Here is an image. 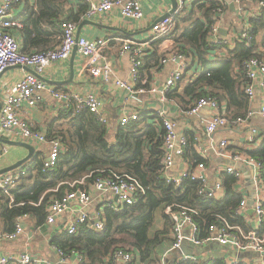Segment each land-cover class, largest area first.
<instances>
[{"label":"trees","instance_id":"trees-1","mask_svg":"<svg viewBox=\"0 0 264 264\" xmlns=\"http://www.w3.org/2000/svg\"><path fill=\"white\" fill-rule=\"evenodd\" d=\"M71 1L16 2L15 6L21 5L17 19L22 25L11 32L20 41L21 52H40L58 45L62 38L61 22L78 23L87 10V5L81 3L76 11L68 9L67 5ZM223 8L220 0L193 1L168 35L152 42L153 50L146 52L139 67L137 86H148L151 69L159 65L157 45L161 40L170 38L174 41L175 49L190 58L188 67L195 66L196 69L185 93L194 101L206 96L218 101H221L220 98L226 99L227 105L232 106V110H229L231 116L244 115L249 109V101L243 90V86L249 82L244 63L252 57L264 60V7L256 9L255 14L249 18V47L239 40L232 47L223 39L212 45L207 41L214 18L218 17ZM142 80L146 81L143 85ZM214 87L221 89L223 94L213 91ZM174 89L167 92V98L177 99L180 103ZM147 120V115L141 112L136 120L117 126L111 135L107 126L90 112L77 111L72 103L61 110L48 121L46 128L47 138H58L63 146L54 168L44 169L43 158L34 155L23 164L26 171L20 170L24 174L18 176L16 183L6 190L0 189V223L3 232L12 231L16 218L21 215L30 216L37 225H43L50 202L61 199L77 187L87 188L97 177H112L115 173L134 177L143 186L144 193L139 194L134 204L121 210L104 208V225L101 230L80 225L74 234L66 231L56 234L51 245L59 249L63 256L77 253L82 256L79 264H111L108 259L110 254L128 246L132 253L138 254L137 258L141 262L150 259L151 263L154 261L151 257L156 246L167 240L171 242L172 221L164 210L175 204L197 212L193 214V221L201 237L207 235V228L211 224L218 227L231 226L236 233L238 229L250 230L244 218L236 213L242 196L234 189L237 179L232 175L226 172L220 175L225 191L222 197L200 193L202 183L190 176L183 177L178 186L163 177V129ZM192 143L187 138L182 154L183 158L190 161L189 173L197 164L205 165L204 159L193 151ZM248 155L263 164L264 175V142ZM72 183H75L73 187ZM262 205L264 207V202ZM158 214L163 219V225L154 229ZM256 231L259 237H264V220ZM129 264L136 263L131 261ZM178 264L225 262L215 258L183 260Z\"/></svg>","mask_w":264,"mask_h":264},{"label":"built area","instance_id":"built-area-1","mask_svg":"<svg viewBox=\"0 0 264 264\" xmlns=\"http://www.w3.org/2000/svg\"><path fill=\"white\" fill-rule=\"evenodd\" d=\"M18 0H0V75L10 66H22L31 68V72H25L20 79L4 93L0 106V133L2 137L10 140H19L32 142L33 144H47L48 149L46 156L43 158V168L52 170L56 165L58 156L63 150L61 141L58 138L48 139L46 133L35 131L32 122L21 114L20 108L22 103H26L29 107L36 106L42 99L44 91H50L54 98L64 99L71 102L77 111L86 110L102 124L110 127L109 119L104 111L102 98L94 92H78L72 90L68 93H60L52 90L41 78L47 66L58 60H66L70 57L74 48L80 57V72H87L93 78L101 80L103 83H113L126 91V100L132 103L135 109L131 112H123L117 118L120 126H123L130 121L136 120L140 113V107L144 105V98L147 94L160 93L161 99H166L167 92L177 85L184 76L190 58L182 54L177 49L170 50L162 55L160 62L164 63L171 61L175 63V68L166 78L161 89H158L153 84H148L147 87L137 86L139 82V67L142 64L143 56L145 55L144 46L146 43H139L133 39H120L122 42L121 50L128 52L130 57V70L128 80L113 78V68L110 60L104 54V49L108 43V39L99 37L89 39L83 36L76 35V23L69 21L61 22L62 38L55 47L40 52L23 53L21 52L20 41L11 32L21 27V22L15 15V4ZM86 3L87 10L84 13L85 18L109 14L114 8H117L121 17L131 20H139L144 17V12L141 6L143 0H81ZM237 3L242 0H235ZM188 2L180 0L172 14L154 20L150 27V39L164 38L171 31L173 26L180 20L181 15L185 12ZM264 7L263 1H256V9ZM221 11V10H220ZM242 12L243 8L240 7ZM256 11V10H255ZM251 14V16H253ZM220 27L218 17L214 18L208 34L207 41L212 45L218 43ZM250 24L245 20L242 30L237 36V40L241 41L244 46L249 47L251 44ZM230 46L226 40H223ZM246 76L248 81L243 90L249 101V109L242 116L233 117L229 112H219V101L211 96L199 97L192 105L185 110L188 115H195L203 108L212 110V114L205 120L204 130L207 134L214 132L219 127H243L249 126L250 120L255 114L264 118V103L255 111L251 106V100L254 96V83L259 82L264 86V60L257 57H252L244 63ZM79 73V75L81 74ZM146 81L142 80L141 84ZM157 120L163 129L162 151L161 158L162 174L168 182H173L176 186L180 185L183 177L190 176L202 183L200 193H204L210 197H219L222 191L221 181H217L213 188H208L207 178L205 175V167L203 163L195 166L193 171L189 169L179 176H172L169 173V168L172 166L175 158L182 159L183 149L187 144V138L179 136L176 130L174 121L164 115L161 109L157 111ZM257 134L256 127H249L246 134V141L251 143L254 141ZM229 141L221 139L216 146V153L221 156L229 155L235 160L242 161L252 166L255 178L264 183L263 164L256 158L250 155L235 154L230 155L227 152ZM223 170L239 179L241 173L233 166H224ZM21 171L17 174L5 173L0 175V189H7L16 183V180ZM83 184V181L79 182ZM75 183H72L73 187ZM97 191L103 198L102 204L104 208L113 211L123 209L125 206L132 205L137 201L139 194L144 193L143 186L134 177L128 174H113L112 177H97L93 183L87 188L77 187L68 191L61 199H55L48 205L46 209L45 224L52 225L67 211H70L71 203L77 202L80 206L76 216L67 224L66 232L74 234L80 225H86L95 230H101L104 225L103 211L90 210V205L93 202V192ZM246 207V198L241 197L240 202L236 207V213H244ZM254 221L256 227L243 231L238 229V233L234 232L233 227L225 225L218 227L216 224H211L207 228V235L199 236L197 226L193 221V214L197 212L183 205L175 204L167 206L164 212L172 221L171 226V249H180L184 243H189L194 246H202L213 241L219 245L227 246L238 251H252L258 254L264 253V237L257 235V228L264 220V207L260 198H257L253 205ZM27 215L18 216L15 220L14 229L10 232L0 233L1 241H11L17 239L24 232L23 219ZM188 226L190 234H185L183 228ZM62 259L66 258L62 252L55 247ZM77 254V253H76ZM111 264L117 261H122L124 264H129L133 260V253L129 248H118L113 251L108 257ZM198 258L194 255H184L180 261L192 260ZM215 260V259H214ZM180 261H175L178 264ZM77 264L82 262V256L77 254ZM264 264L262 260H236L232 263L225 264ZM0 264H49L45 258L31 255L28 251L0 255ZM162 264V263H160Z\"/></svg>","mask_w":264,"mask_h":264},{"label":"crops","instance_id":"crops-1","mask_svg":"<svg viewBox=\"0 0 264 264\" xmlns=\"http://www.w3.org/2000/svg\"><path fill=\"white\" fill-rule=\"evenodd\" d=\"M32 1V0H30ZM180 0H176L178 3ZM188 2L187 8H189L195 0H185ZM223 4L218 15L219 27L224 31V35L219 33V38L230 42V47L233 46L237 40V36L242 30L245 20L249 21L251 14L256 10V0H242L236 2L235 0H220ZM81 4H86L81 0H72L67 8L76 11L77 7ZM144 17L139 20H131L121 17L117 8H114L109 14H102L91 18H85L82 16L81 21L76 23V35L83 36L89 39H96L103 37L108 39V43L104 49V54L108 57L113 68V78L128 80L130 70V57L128 52L121 50L122 42L120 39H133L139 43H146L144 46L145 55L146 52L152 51V42L149 40L151 33L150 27L154 20L160 18L167 13L172 6L171 0H143L141 3ZM242 7L243 11L240 12L239 8ZM15 15L17 17L21 5L15 6ZM83 21H90L91 23H84L78 30L79 25ZM175 50L174 41L170 38H165L157 45V54L160 58L163 54ZM157 68L151 69V78L149 84L155 85L158 89H161L165 83L166 78L170 75L171 71L175 68V63L167 61L160 62ZM195 66H190L186 69L183 80L174 89L175 95H177L181 102L176 99L167 98L162 100L160 93L147 94L144 98V105L140 107V113L143 112L150 119L154 120V125L160 126L158 122L157 111L162 108L164 115L170 117L176 126V130L179 136H184L188 140L193 141V151L199 155L205 161V175L207 178L208 188H213L217 181H221V173L224 166H221L218 162V158L222 157L226 159V166L230 165L229 161H235L243 163L241 168H236L241 177L237 179L234 189L241 194L243 198H246V207L244 213L241 216L244 221L248 223L251 229L256 227L254 221L253 205L257 198H260L262 203L264 202V183H261L255 178V173L249 164L242 161L235 160L229 155L221 156L216 153V146L221 139L229 141L227 152L230 155L241 154L248 155V153L258 148L264 142V118L255 114L250 120L249 126L243 127H219L214 132L207 134L204 130L205 120L210 117L212 110L209 108H203L199 113L195 115H188L185 113V109H188L194 100L185 93L187 85L192 81V74L196 70ZM32 69L22 66H10L6 68L0 75V103L2 102L4 93L14 84L15 81L25 72H31ZM80 72V57L78 53L72 52L70 57L66 60H58L52 62L47 66L45 72L41 78L46 82L47 86L54 91L60 93H68L72 90L78 92H94L97 93L103 101L104 111L109 119L110 127L109 133H113L117 126H120L117 118L123 112H131L135 109L134 105L126 100V91L115 87L112 82L105 84L101 80L93 78L87 72ZM171 89V90H172ZM209 89V88H205ZM213 91L223 94L221 89L213 88ZM167 96V95H166ZM220 98V96H219ZM219 112H229L232 110V106H228L226 99L220 98ZM264 103V86L259 82L254 83V96L251 100V106L253 109L258 108ZM71 102L64 99L54 98L50 91H44L42 99L36 106L29 107L26 103L21 104V114L28 118L32 122L33 129L46 133L48 121L55 117L61 110L69 107ZM186 107V108H185ZM154 117V118H153ZM256 127L257 134L253 142L246 141V134L249 127ZM0 136L2 137L1 133ZM4 138V137H2ZM19 141V140H17ZM27 142V141H25ZM31 144L35 149V155L38 158H44L48 149L47 144ZM28 151L20 146H10L0 142V170L13 165L19 159H22L27 155ZM222 159V160H224ZM24 166V167H23ZM195 168V167H194ZM193 168V170H194ZM190 169V161L188 159L175 158L172 166L169 168V173L172 176H179L183 172ZM20 170H25V165L20 168L10 171V173L17 174ZM192 170V171H193ZM26 171V170H25ZM8 173V172H7ZM252 181L254 188V200L253 205L249 206V190L246 186L248 181ZM222 191L219 197H222L225 193ZM93 202L90 205V210H102L103 198L97 192H93ZM71 210L64 213L52 225H47L45 222L43 225H37L33 218L26 216L23 219L24 232L15 240L1 241L0 242V255L18 253L28 251L33 256L45 258L49 264H77V254L72 253L66 258L62 259L56 251L55 247L51 245L52 238L60 233L66 231L67 224L76 216L80 206L77 202L71 203ZM47 209V208H46ZM47 214V212H46ZM46 220V217H45ZM163 225V219L160 214L157 215V219L154 224V229ZM188 226L183 228V232L186 234ZM189 228V227H188ZM3 227L0 223V233H2ZM171 238V235H170ZM215 241L202 246H194L189 243H184L180 249H171V242L169 240L164 241L162 244L156 246L154 253L152 254V261L141 262L138 254L133 252V260L136 264H174V262L180 261L184 255H194L198 259H223L225 263H232L236 260L248 259V260H262L264 261V255L258 254L257 257L251 256L249 253L252 251H238L227 246H221ZM185 247H189L188 250ZM235 254V255H233ZM151 259V260H152ZM114 264H124L122 261H117Z\"/></svg>","mask_w":264,"mask_h":264},{"label":"water","instance_id":"water-1","mask_svg":"<svg viewBox=\"0 0 264 264\" xmlns=\"http://www.w3.org/2000/svg\"><path fill=\"white\" fill-rule=\"evenodd\" d=\"M171 1H172L171 9H170L167 13H165L164 15H162V16L160 17V19H161V18H164V17H166V16H168V15H170V14H172L173 11L175 10V8H176V6H177V2H176V0H171ZM84 23H91V22H90V21H83V22L79 25L78 30L81 28V26H82ZM220 33H221L222 35L225 34L224 31H223L222 29H220ZM78 34H79V31H78V33H77V36H78ZM75 50H76V49L74 48L73 52H75ZM0 106H1V103H0ZM0 142L3 143V144H6V145H10V146H20V147L25 148V149L28 151V153H27V155H26L25 157H23L22 159H19V160L16 161L13 165L1 169V170H0V175L5 174V173L10 172V171H13V170H15V169H17V168H20V167H21L26 161H28L32 156L35 155V149H34V147H33L31 144H29V143H27V142H25V141L10 140V139L2 138V137L0 136ZM263 255H264V253H263Z\"/></svg>","mask_w":264,"mask_h":264},{"label":"rangeland","instance_id":"rangeland-1","mask_svg":"<svg viewBox=\"0 0 264 264\" xmlns=\"http://www.w3.org/2000/svg\"><path fill=\"white\" fill-rule=\"evenodd\" d=\"M149 123L150 124H154V120L153 119H150L149 120ZM222 159H224V158H222V157H219L218 158L219 164L221 166H226L227 165L226 164L227 163L226 162V159H224V160H222ZM229 163L232 164V165H234L236 168H241L243 166V163H239V162H235V161H229ZM246 186H247V188L249 190V206H252L253 205L254 196H255L254 188H253V185H252V181L251 180L248 181L247 184H246ZM186 232H187L186 234H190V229L188 227H187ZM214 243H217V242H214ZM126 248H128V246ZM185 248L188 250L189 247H185ZM244 253H249L253 257H257L258 256V254L256 252H243L241 254H244ZM233 255H235V254H233Z\"/></svg>","mask_w":264,"mask_h":264}]
</instances>
